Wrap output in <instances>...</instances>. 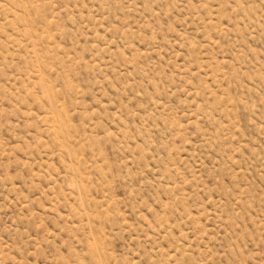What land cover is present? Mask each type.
<instances>
[{
    "label": "rangeland",
    "instance_id": "rangeland-1",
    "mask_svg": "<svg viewBox=\"0 0 264 264\" xmlns=\"http://www.w3.org/2000/svg\"><path fill=\"white\" fill-rule=\"evenodd\" d=\"M0 264H264V0H0Z\"/></svg>",
    "mask_w": 264,
    "mask_h": 264
}]
</instances>
